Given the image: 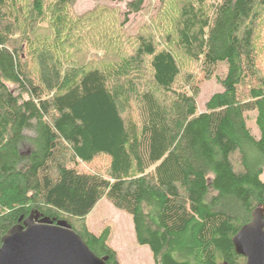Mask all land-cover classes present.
<instances>
[{"label":"trees","instance_id":"trees-1","mask_svg":"<svg viewBox=\"0 0 264 264\" xmlns=\"http://www.w3.org/2000/svg\"><path fill=\"white\" fill-rule=\"evenodd\" d=\"M143 1L126 2L118 23L103 7L81 20L75 0H0V244L38 211L120 264L109 228L86 223L105 198L131 216L154 264L245 263L232 238L264 199V72L252 44L264 0H183L159 40L131 38L129 52L99 66L67 62L62 47L86 27L106 45L123 40L120 25ZM43 23L49 39L36 32ZM185 58L222 86L203 111ZM249 110L259 137L246 125ZM99 155L104 173L78 167Z\"/></svg>","mask_w":264,"mask_h":264},{"label":"rangeland","instance_id":"rangeland-1","mask_svg":"<svg viewBox=\"0 0 264 264\" xmlns=\"http://www.w3.org/2000/svg\"><path fill=\"white\" fill-rule=\"evenodd\" d=\"M129 0H75L71 7V12L78 18L83 19L84 16H93L99 14L100 7L111 9L108 15H111L119 23L124 18L126 12V2ZM183 0H144L141 8L137 12H132L127 15V19H124L120 30L123 34V40L113 41L111 45H106L103 40L96 38L94 31L96 27H86L81 32L83 34L77 35L79 38L73 39V47H62L65 50V54H68L67 62L70 61L72 65L79 64L83 66H99L100 62L109 63L111 60L117 57L119 53L124 54L129 52L134 45L135 38L139 35L145 37L152 36L155 40H159L165 34L167 29H174L175 19L177 18V9ZM193 3L196 0H188ZM177 2V3H176ZM258 18L256 21V31L252 38L253 50L257 56L259 71L264 72V4L257 8ZM256 9V10H257ZM160 21V25L163 27H157V21ZM95 21V20H94ZM93 21L92 24L95 22ZM38 26L36 28L37 33H46L48 29L45 26ZM162 28V30H160ZM40 35L45 36L48 39L51 34ZM174 37L171 38L173 40ZM69 42V41H67ZM117 44H120L117 46ZM176 46L173 44V48ZM178 51V49H175ZM178 53V52H177ZM190 60L185 58L181 63V68L186 70H192L195 81L199 85V93L196 97V104L198 111L205 109L206 100L215 92L221 91L222 86L219 81L213 77L208 80L200 78V68L197 63L186 65ZM34 67V62L30 64ZM226 62L221 61L217 65L216 75L222 77L226 73ZM200 74V75H199ZM184 75V74H183ZM133 117L136 118V114L133 112ZM246 125L249 127L251 133L255 137H259V129L255 123V110H249L244 112ZM20 150L26 152L28 150V144L24 143ZM108 163L106 156L99 155L91 163L78 162V167L84 171L90 172H105ZM264 178V175L262 176ZM86 223L90 230L95 233H99L103 228L108 227L110 236L109 243L116 250L117 257L120 264H154L151 252L147 246H141L137 244L131 216L117 208H115L105 198L100 199L89 212L86 217ZM224 264V263H223Z\"/></svg>","mask_w":264,"mask_h":264},{"label":"water","instance_id":"water-1","mask_svg":"<svg viewBox=\"0 0 264 264\" xmlns=\"http://www.w3.org/2000/svg\"><path fill=\"white\" fill-rule=\"evenodd\" d=\"M244 264H264V199L251 219L233 236ZM0 264H106L65 220H53L38 211L20 217L2 236Z\"/></svg>","mask_w":264,"mask_h":264}]
</instances>
